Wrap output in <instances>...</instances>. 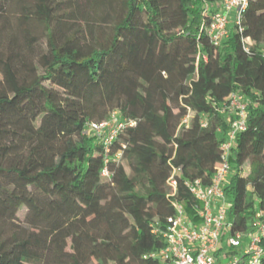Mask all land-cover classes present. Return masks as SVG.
<instances>
[{"label":"trees","instance_id":"16d2710c","mask_svg":"<svg viewBox=\"0 0 264 264\" xmlns=\"http://www.w3.org/2000/svg\"><path fill=\"white\" fill-rule=\"evenodd\" d=\"M216 1L0 0V264H171L154 230L176 201L195 219L186 181L211 182L235 93L231 232L264 222V0L220 45ZM113 111L134 124L106 152L88 126Z\"/></svg>","mask_w":264,"mask_h":264},{"label":"built area","instance_id":"2783aa9c","mask_svg":"<svg viewBox=\"0 0 264 264\" xmlns=\"http://www.w3.org/2000/svg\"><path fill=\"white\" fill-rule=\"evenodd\" d=\"M250 1L217 0L214 3L215 10L210 13L209 23L204 27V32L214 45H220L228 37L232 24L242 31V18ZM243 40L252 44L249 37ZM226 108L234 111L236 119L232 121L221 145V158L215 165L211 182L205 184L201 179L186 181V186L199 203L195 207V219H189L183 204L176 201L175 214L167 218L166 227L154 230L163 236L166 244L153 251L152 256L171 264H263L262 219L257 218L248 230L231 232L232 222L228 216L230 202L225 186L231 173L230 158L236 146V135L246 129L247 102L242 94L235 93ZM188 119L189 116L184 121ZM128 124L133 125V119L119 120L117 112L113 111L111 119L92 121L88 127L97 137L102 138L106 152H110L113 139ZM120 156L119 153L115 159H120ZM108 160L106 158L105 161ZM102 175L111 176L107 166L103 168ZM169 181L175 188L176 180L173 176Z\"/></svg>","mask_w":264,"mask_h":264},{"label":"rangeland","instance_id":"374dc122","mask_svg":"<svg viewBox=\"0 0 264 264\" xmlns=\"http://www.w3.org/2000/svg\"><path fill=\"white\" fill-rule=\"evenodd\" d=\"M0 78H1V74H0ZM243 99L245 102L248 103V99L245 96H243ZM108 119H111V115L108 116ZM113 127H114V125H113ZM24 148H25L24 142L16 140L15 144L11 147V150L13 152H20V151L24 150ZM24 215H25V211H22L20 213V217L23 218Z\"/></svg>","mask_w":264,"mask_h":264}]
</instances>
